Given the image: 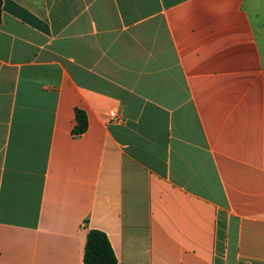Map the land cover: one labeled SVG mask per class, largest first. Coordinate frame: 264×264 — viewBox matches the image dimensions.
<instances>
[{"label": "crops", "instance_id": "1", "mask_svg": "<svg viewBox=\"0 0 264 264\" xmlns=\"http://www.w3.org/2000/svg\"><path fill=\"white\" fill-rule=\"evenodd\" d=\"M90 230L264 264V0H2L0 264H85Z\"/></svg>", "mask_w": 264, "mask_h": 264}, {"label": "trees", "instance_id": "2", "mask_svg": "<svg viewBox=\"0 0 264 264\" xmlns=\"http://www.w3.org/2000/svg\"><path fill=\"white\" fill-rule=\"evenodd\" d=\"M2 0H0L1 15ZM76 126L73 130L75 136H80L87 130V117L85 112L76 111ZM85 264H119L107 235L99 230H90L84 255Z\"/></svg>", "mask_w": 264, "mask_h": 264}, {"label": "built area", "instance_id": "3", "mask_svg": "<svg viewBox=\"0 0 264 264\" xmlns=\"http://www.w3.org/2000/svg\"><path fill=\"white\" fill-rule=\"evenodd\" d=\"M110 118L112 122L115 123H121L123 121V119L121 117H119L115 111H111L110 112Z\"/></svg>", "mask_w": 264, "mask_h": 264}]
</instances>
